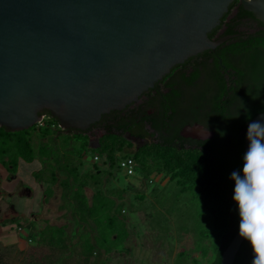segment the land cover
I'll return each instance as SVG.
<instances>
[{
  "label": "trees",
  "instance_id": "16d2710c",
  "mask_svg": "<svg viewBox=\"0 0 264 264\" xmlns=\"http://www.w3.org/2000/svg\"><path fill=\"white\" fill-rule=\"evenodd\" d=\"M243 26L253 30H240ZM225 35L231 37L214 50L190 57L193 72L188 74L186 67L182 73V81L193 88L188 96L184 95L183 87L171 86L164 94L166 102L155 113H147L145 104L140 103L138 108L127 105L122 110H112L109 115L103 114L99 124L105 133L93 155L98 153L104 159L92 162L86 174L80 173L82 162L76 165L72 161L73 165H69L54 155L60 135L64 136V144H68L70 138L78 140L81 132L63 133L57 119L48 111L39 123L27 129L9 131L0 127V163L4 167L15 172L20 161L31 162L40 157L50 165L45 200L53 193L52 186L56 183L63 189L61 208L66 209L68 221L61 225L47 222L38 227L35 222L28 232L27 238L35 239L37 244L59 250L58 258L40 264H59L61 253L70 255L74 245L69 243L75 235L86 260L101 251L109 253L117 245L124 246L129 230L123 205L114 199L116 193L103 184L125 156L134 159L145 183L152 176L163 174L174 183L179 195H189L196 225L195 249L205 264H220L224 248L239 229V216L232 200L235 182L230 175L242 169L248 122L264 111L263 23L234 0L220 24L208 33L212 39ZM149 91L152 92L151 88ZM155 92L159 94L161 90L157 88ZM194 122L213 129L214 135L204 139L183 137L182 125ZM125 133L149 140L119 157L118 153L132 147ZM33 135L47 140H41L43 144L36 148ZM80 146L83 150L88 146L87 137ZM83 150H77L80 160L84 157ZM60 174L64 177L60 178ZM90 184L93 192L88 196L85 189ZM120 196L122 192H118ZM15 229L10 226L8 232ZM185 255L188 256L185 250L179 252L180 257ZM252 259L251 246L244 240L233 264H251ZM193 261L197 262L195 258Z\"/></svg>",
  "mask_w": 264,
  "mask_h": 264
},
{
  "label": "water",
  "instance_id": "95a60500",
  "mask_svg": "<svg viewBox=\"0 0 264 264\" xmlns=\"http://www.w3.org/2000/svg\"><path fill=\"white\" fill-rule=\"evenodd\" d=\"M233 1L0 0V127L27 129L46 110L61 129L87 130L136 102L173 66L230 38L208 33ZM238 1L264 26V0ZM252 121L264 122V111ZM243 241L238 229L220 264H233Z\"/></svg>",
  "mask_w": 264,
  "mask_h": 264
},
{
  "label": "rangeland",
  "instance_id": "374dc122",
  "mask_svg": "<svg viewBox=\"0 0 264 264\" xmlns=\"http://www.w3.org/2000/svg\"><path fill=\"white\" fill-rule=\"evenodd\" d=\"M240 30L252 31L253 27L243 26ZM205 131L195 133L207 137L203 133ZM32 138L36 148L47 140L36 135ZM63 138V135L59 136V146L54 147V155L69 165H73L72 161L76 165L82 162L79 170L81 174H86L92 167V156L96 150L88 146L83 150L80 145L86 141L84 135H80L78 140L70 138L68 144H64ZM77 150H83V159H78ZM130 152L126 150L118 155L120 157ZM103 159L101 157L100 162ZM49 166L40 157L31 162L21 161L15 172L0 163V264L48 263L60 256L59 250L27 238L35 222L38 227L47 222L61 225L68 221L66 209L61 208L63 189L58 183L52 186L53 193L45 200ZM59 177L64 175L60 174ZM145 182L136 168L134 174L129 176L120 168L113 169L111 178L104 180L103 186L116 193L114 199L122 203L127 217L129 235L124 246L117 245L109 253L101 251L86 260L77 243L78 235H75L69 243L74 245L71 246L70 255L61 253L59 264H100L101 261L107 264H205V259L195 249L196 225L189 195H179L174 183L165 176L155 175L150 182ZM85 192L91 196L93 186L88 185ZM118 192H122L121 198ZM141 196L142 200L139 199ZM18 224L24 226L19 229ZM10 226L16 227L15 231L8 232ZM183 250L187 257L179 256ZM193 258L197 260L196 263Z\"/></svg>",
  "mask_w": 264,
  "mask_h": 264
},
{
  "label": "clouds",
  "instance_id": "9594fccd",
  "mask_svg": "<svg viewBox=\"0 0 264 264\" xmlns=\"http://www.w3.org/2000/svg\"><path fill=\"white\" fill-rule=\"evenodd\" d=\"M246 139L242 169L230 175L235 182L232 200L239 216V236L251 246V264H264V122H250Z\"/></svg>",
  "mask_w": 264,
  "mask_h": 264
},
{
  "label": "flooded vegetation",
  "instance_id": "af4514ba",
  "mask_svg": "<svg viewBox=\"0 0 264 264\" xmlns=\"http://www.w3.org/2000/svg\"><path fill=\"white\" fill-rule=\"evenodd\" d=\"M234 12L235 11H233L232 14ZM186 67H188V68H186ZM185 68L187 69L188 74H191L193 72V66H191L190 57L187 58L183 63L173 66L169 73H167L165 76H163V78L161 80L154 83V86L151 88L152 92H150L149 89L144 91L139 96V99L136 102L131 103L129 105V107L130 108H138L139 104L143 103V105L145 104L144 107H146L147 113H150V114L155 113L157 108L161 107V105H163L164 102H166V98L164 97V94H166L170 91L171 86L176 87L178 85V86L183 87L184 93H185L184 95L188 96L189 91L193 88L189 87L188 85H186L182 81V73H183V70ZM157 88H159V91L161 90V92H159V94H156V92H155V90ZM179 106H182V102L179 103ZM110 112L107 113V115H109ZM40 113H41V115H45L46 110H43ZM99 121L92 124L87 130H84V131L79 130L81 132L80 133L81 135H85L87 137L88 148H91L89 146H96V145H98V147H99V139L105 133V130L102 128L101 124H99ZM195 123H198V122L186 123V124L182 125V127L180 128V134L185 138H191V139H204V138L212 137L214 135L213 129H210V128L208 129V128L204 127L201 123H199V124L202 125L204 130L212 132L211 136L202 137L200 135L190 134V133L184 131L183 128L185 126L193 125ZM74 130H78V129H73V128L63 129V133H70ZM124 136L126 138V136H128V133H125ZM132 136H135V137L134 138L131 137L130 139H128V141H130L132 144V147H130L129 150H133L134 148H139L141 145H143L146 141L149 140V137L146 138V137H140V136H136V135H132Z\"/></svg>",
  "mask_w": 264,
  "mask_h": 264
},
{
  "label": "built area",
  "instance_id": "2783aa9c",
  "mask_svg": "<svg viewBox=\"0 0 264 264\" xmlns=\"http://www.w3.org/2000/svg\"><path fill=\"white\" fill-rule=\"evenodd\" d=\"M101 156L98 153H95L92 156V161L99 162ZM118 167L124 171L126 175H133L135 171V161L131 156L122 157L118 162ZM20 229V227H19Z\"/></svg>",
  "mask_w": 264,
  "mask_h": 264
},
{
  "label": "crops",
  "instance_id": "0c3cea01",
  "mask_svg": "<svg viewBox=\"0 0 264 264\" xmlns=\"http://www.w3.org/2000/svg\"><path fill=\"white\" fill-rule=\"evenodd\" d=\"M20 162H21V161H20ZM20 162H19V163H20ZM19 163H18V165H19ZM157 176H161V177H162L163 174H158ZM28 193H29V191H28ZM26 195H29V194H26Z\"/></svg>",
  "mask_w": 264,
  "mask_h": 264
}]
</instances>
